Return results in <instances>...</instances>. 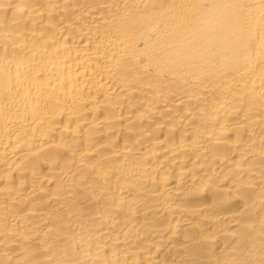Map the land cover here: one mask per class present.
<instances>
[{"label":"bare ground","instance_id":"1","mask_svg":"<svg viewBox=\"0 0 264 264\" xmlns=\"http://www.w3.org/2000/svg\"><path fill=\"white\" fill-rule=\"evenodd\" d=\"M0 264H264V0H0Z\"/></svg>","mask_w":264,"mask_h":264}]
</instances>
